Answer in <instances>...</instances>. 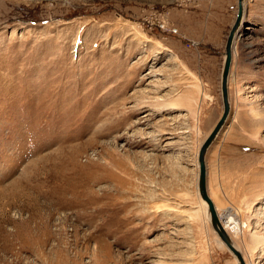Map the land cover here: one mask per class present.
I'll return each mask as SVG.
<instances>
[{"label":"rangeland","instance_id":"374dc122","mask_svg":"<svg viewBox=\"0 0 264 264\" xmlns=\"http://www.w3.org/2000/svg\"><path fill=\"white\" fill-rule=\"evenodd\" d=\"M235 4L0 0V264H239L191 209ZM244 5L206 187L264 264V0Z\"/></svg>","mask_w":264,"mask_h":264},{"label":"water","instance_id":"95a60500","mask_svg":"<svg viewBox=\"0 0 264 264\" xmlns=\"http://www.w3.org/2000/svg\"><path fill=\"white\" fill-rule=\"evenodd\" d=\"M244 0H237V9L236 15L233 20V23L230 27V30L227 34L225 46H224V59L220 76V93L222 100V113L218 120L216 121L213 128L210 130L208 135L203 140L202 144L198 150V191L201 198L207 203L208 212L210 215V222L214 230L219 235L220 239L224 242V244L228 247V249L236 256L239 260V264H246L244 259L242 258L241 253L232 245V242L222 227L220 219L216 213V209L214 204L208 195L207 187H206V152L209 146L213 143V141L218 136L222 127L224 126L229 114H230V99H229V91H228V79L230 75V69L232 65V56H233V47L236 37L239 35V30L243 25V20L245 17V10L243 7Z\"/></svg>","mask_w":264,"mask_h":264},{"label":"bare ground","instance_id":"6f19581e","mask_svg":"<svg viewBox=\"0 0 264 264\" xmlns=\"http://www.w3.org/2000/svg\"><path fill=\"white\" fill-rule=\"evenodd\" d=\"M245 4V0L243 1V7H244V10L246 12V6L244 5ZM244 21V20H243ZM240 31V30H239ZM179 102H184V103H187V105L191 106L190 102L192 103L191 101V98L190 97H187V98H173V103H176L175 105H177ZM172 104V103H171ZM192 107V106H191ZM199 149V148H198ZM174 170V169H172ZM175 171V170H174ZM173 171V172H174ZM198 173H199V167H198V155H197V161H196V167H195V196H196V204L194 206L191 207L192 208H196L194 211H192V216L193 217H197V218H200V219H204L203 222H207V223H211L210 222V215H209V212H208V208H207V203L201 198L200 194H199V191H198ZM172 176H174V174H172ZM178 183V182H177ZM185 192V191H183ZM187 193V191H186ZM179 198H182L181 194L178 192L177 195ZM183 199H185L187 201V199L184 197ZM177 200V199H176ZM184 200V202H185ZM179 202V201H178ZM213 202V201H212ZM195 203V202H194ZM214 204V202H213ZM224 204V203H223ZM226 204V203H225ZM165 207V206H164ZM163 207V209H164ZM214 207L216 209V213L218 215V212H217V208H216V205L214 204ZM167 210L169 211H172V212H175L176 214H179V213H182L183 212V209L181 207V205L179 203H175L174 205H168L167 207ZM159 209V208H158ZM162 209V207H161ZM223 212L225 213V215L227 216V218H229L231 220V222L233 224L236 225L237 227V230L240 232L241 228H242V222H240V219L239 217L230 209V208H223L222 209ZM218 218H219V215H218ZM220 219V218H219ZM223 227V226H222ZM244 227V226H243ZM224 228V227H223ZM226 228V227H225ZM224 228V230H225ZM212 230L214 231L215 235L217 237H219V235L217 234V232L214 230V228L212 227ZM227 230V229H226ZM225 230V231H226ZM227 233V232H226ZM228 234V233H227ZM220 238V237H219ZM230 238V237H229ZM221 240V239H220ZM231 240V238H230ZM264 240V237L263 236H260L258 235L256 232H253L251 233V252L254 251V249L256 248V245L257 243H259L260 241H263ZM222 241V240H221ZM220 241V244L222 246H224L225 244H223L222 242ZM232 242V240H231ZM232 245L240 252V248H238L237 245H234V243L232 242ZM226 246V245H225ZM227 247V246H226ZM241 253V252H240ZM242 255V254H241ZM236 258V256H235ZM243 258V257H242ZM237 259V258H236ZM238 263H239V260L237 259ZM252 263V262H251ZM250 262H247L246 264H251Z\"/></svg>","mask_w":264,"mask_h":264},{"label":"crops","instance_id":"0c3cea01","mask_svg":"<svg viewBox=\"0 0 264 264\" xmlns=\"http://www.w3.org/2000/svg\"><path fill=\"white\" fill-rule=\"evenodd\" d=\"M235 2H236L235 7L237 9V0H235ZM246 11H247V8H246ZM245 14H246V12H245ZM235 15H236V11H235ZM234 18H235V16H234Z\"/></svg>","mask_w":264,"mask_h":264},{"label":"built area","instance_id":"2783aa9c","mask_svg":"<svg viewBox=\"0 0 264 264\" xmlns=\"http://www.w3.org/2000/svg\"><path fill=\"white\" fill-rule=\"evenodd\" d=\"M172 31H173V32H176V29H173V28H172Z\"/></svg>","mask_w":264,"mask_h":264}]
</instances>
